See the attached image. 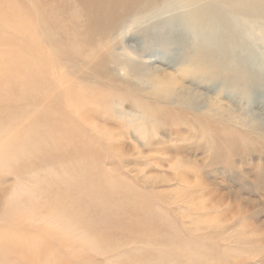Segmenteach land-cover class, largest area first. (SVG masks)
I'll list each match as a JSON object with an SVG mask.
<instances>
[{"label": "rangeland", "instance_id": "obj_1", "mask_svg": "<svg viewBox=\"0 0 264 264\" xmlns=\"http://www.w3.org/2000/svg\"><path fill=\"white\" fill-rule=\"evenodd\" d=\"M185 1L172 0L168 6L149 12L152 14L146 21L149 13L137 25L129 26L127 23L120 27L109 41L119 67L110 65L101 83L95 81L93 62L74 61L68 53H56L46 38L48 31L45 26L37 25V35H34L33 26L23 24L29 28L26 27L32 39L39 42L43 62L40 63L43 66L47 64L43 67L39 63V68L48 71L52 83L50 94L53 110L51 116H44L43 113L37 121H33L31 114L26 117V124L34 125L31 127L33 144H44L40 151L36 148L30 150L26 146L28 144L24 143L27 133L20 129L21 122L8 117L14 112L19 113L23 106L15 100L19 92L16 89L2 90L6 98L0 101V117L9 133L0 135V146L11 139L14 148L9 155L0 153V159L7 156L10 160L9 164L0 160V238L14 231L16 238L11 240L15 244L22 246L21 243L30 242L29 247L35 249V238H27L25 242L20 240L17 227H29L28 230L36 233V237L42 238L43 232H38L34 227L41 226L47 233H61L64 228L49 223L48 219L32 220L38 211L44 213L42 209L47 204L43 201H49L44 193L50 189L53 196L56 193L59 196L69 193V208L77 206L79 212L81 207L75 205L72 199L82 194V198L86 196L95 183L97 191L94 189L92 193L95 198L112 190L134 193L137 195L136 203L139 201L137 205L141 208L143 204L163 209L166 216L175 221L180 237L177 245L165 249L171 251L173 257L163 259L158 264H264V204L258 202L259 194L264 189L263 180L256 181L254 187L258 191L255 193L246 190L253 185L249 181L253 173L248 174L247 181L237 180V168L234 170L223 164L231 158L230 153H216L219 155L217 158L212 156L208 151L211 141L205 130L192 123L196 115H207L208 118L213 113L214 103L216 107L223 108V115L228 114V109L234 111V116L243 119L250 128L264 123V111L254 105L251 95L242 100L233 95V101H230L223 96L225 94L220 86L207 89L202 82L204 77L195 75L193 82L197 85L190 83L192 78L188 72H193L194 65L187 60L195 56L196 51L205 52L206 44L211 40L207 35H197L181 20ZM52 5L56 7L52 13L56 21L53 34L62 40H69L70 36H74L76 41L83 40L85 21L81 17L82 6L76 0H54ZM248 20L253 19L249 17ZM248 24L252 29L249 30L250 39L244 47L243 56L247 59L251 75L258 71L264 77V40L259 30L251 22ZM73 27L77 29L73 31L75 35L71 31ZM124 30L129 33L119 35ZM133 31L136 33L132 35ZM66 52H69V48ZM129 66H133L136 72L133 73ZM173 78L176 80L171 84L173 95L162 103V89L169 84L166 83L169 79L172 83ZM105 81L115 83L119 89L112 90L106 86L108 84H104ZM45 84L41 81L38 83L39 95L51 92ZM48 86H51L50 83ZM129 99L133 100V104L129 103ZM147 104L160 109L166 107L164 110L175 116L166 119L168 121L154 122L145 115L149 107ZM247 136L251 137L252 134ZM236 142L241 148L243 142L239 134H236ZM251 154L253 156L245 157V171L257 165L258 161L262 164L259 169L263 172L264 157H259L257 152ZM201 184L218 195L242 189L238 190L240 196L250 201L252 199L253 203L232 204L230 201L228 205L218 202L217 197L208 200L202 196ZM106 186L109 190L101 191ZM22 199L37 202V207L26 208V202ZM106 202L112 204L110 200ZM116 205L117 202H114L112 209ZM5 210L11 214L8 221L2 218ZM235 211L239 213L235 214ZM52 214L53 211H50L49 219ZM88 242L93 244L86 240L82 244L90 246ZM124 249L134 248L130 245L124 246ZM101 255L85 253L84 257L78 256L76 259L71 255L65 258L60 253L62 258L69 260V264H137V258L127 252L121 255L111 253L107 258L106 254ZM5 258L0 255V264H7Z\"/></svg>", "mask_w": 264, "mask_h": 264}, {"label": "bare ground", "instance_id": "obj_2", "mask_svg": "<svg viewBox=\"0 0 264 264\" xmlns=\"http://www.w3.org/2000/svg\"><path fill=\"white\" fill-rule=\"evenodd\" d=\"M53 1L0 0V101H4V98H6V95L2 92L3 89H16L19 92L15 100L16 102H21L23 106H21L19 113L14 112L8 117L12 121L21 122L22 127L20 129L22 132L24 131L23 133H27L24 143L28 144L26 146L30 147V150L32 148L33 151L35 148L40 151L44 144L38 142L33 144L31 138L33 128L31 127L34 125L26 124V117L31 114L33 121H37L43 113L45 114L44 116L50 115L53 110V101L50 94L52 93V83L49 79L48 71H45L46 68H39L41 61L39 42L32 39V34L28 27L32 25L33 34L37 35L36 26H45V30L48 31L46 38L49 40L53 50L56 49V53H59V51L68 53L69 58H73L74 61L93 62L92 70L96 75L95 81L101 83L110 65L113 68L119 67L112 53L113 47L109 46V41L117 33V30L127 23L130 24L129 26H132V24L137 25L140 20L145 18L146 13L166 7L172 0H76L82 6L81 17L85 21L83 26L85 37L81 41H76L74 36H70L69 40H62L53 34L52 29L56 26V21L52 16L56 8L52 5ZM185 2L187 3L181 11V20H184L197 35L198 33L207 35L211 40V42H208L209 44H206L209 49L205 47V52L202 53L196 51L193 54L195 56H192L194 58L191 57L187 60L194 65L193 72H188L192 78L190 83L196 84V82H193L195 75L204 77L205 79L202 82H204V86L207 89L211 88L210 90H212V87L220 86L223 94H225L223 96L230 101H233V95L239 97L240 100L251 95L254 105L259 110L262 109L264 111V77L258 71L255 75H251L247 66V59L243 56L244 47L246 48L247 41L250 39L249 32L251 31L249 30L252 29V26L248 23L251 22L253 27L255 26L259 30L260 37L264 40V0H186ZM151 14H148L145 21ZM249 17L253 19L250 22L248 20ZM24 23H27L28 27H26L28 29L23 26ZM256 28L254 29L256 30ZM76 30L75 27L71 28L72 35H75L73 31ZM136 31L131 34H135ZM127 32L129 33L128 30H124L119 32V35ZM67 48H69V52H66ZM41 63L43 62L41 61ZM40 66H43V64ZM129 69L133 73L136 72L133 66H129ZM40 72L41 74L39 75ZM40 81L46 83L48 91L51 92H47L44 95L41 94L42 96L39 95L37 87ZM175 82L174 78L172 83H170V79L166 82L170 85L168 84L162 89L163 93L160 99L162 103H166L163 101L173 95V85L171 84ZM47 83H50L51 86H48ZM104 84H108L106 86L112 90L119 89L113 82L105 81ZM234 90L237 92H234ZM129 103L133 104V100L129 99ZM215 104L212 105L213 113L208 115V118L207 115H196L193 117L192 123L205 130L204 132L211 141L208 151H210L212 156L217 158L218 154L230 153L231 158L229 161H224L223 164L225 167L234 170L237 168L235 172L237 180L247 181L249 178L248 174L253 173V178L249 180L253 185L248 186L246 190L255 193L258 191L254 187L257 184V180H263L262 183L264 185V167L263 172L260 171L261 168L259 169V166H262V164L257 163V161V165L254 164L246 172L245 164L247 161L245 157L253 156L252 152H257L259 157H264V123L250 128L243 119L234 116V111L228 109V114L223 115L221 111L223 108L220 106L216 107ZM133 106L135 107V105ZM136 106H140V104ZM148 106V112L145 115L154 122L168 121L166 119L175 116L173 113L165 111L166 107L160 109L153 106V104ZM178 115L182 117L180 114ZM47 118L50 119L49 117ZM189 122L191 121L189 120ZM0 125V135L8 134L9 129L4 127L1 117ZM236 134H239L243 142L241 148L237 145ZM249 134H252V136L248 137L247 135ZM253 134L255 137H253ZM0 148V153L9 155L13 151L14 143L11 139L7 140ZM0 160L5 164L10 162L7 156L2 157ZM237 160L239 161V167L236 163ZM94 184L92 187L90 186V192H87L86 196L82 198V194L72 199L76 202L75 205L78 204L81 207L79 212L77 211V206H75L76 208L74 206L69 208V193L65 196H59L56 193L53 196L51 189L48 193L45 192L44 194L48 196L49 201H43L47 204L42 209L44 213L40 214L38 211L33 215L32 220L48 219L49 223L64 227L62 232L50 231L47 233L41 226L34 227L38 232H43V234L40 233L43 235L42 238L41 236L36 237V233L28 230L29 227H17L20 240L25 242L27 238L34 237L36 243L33 242V244H37V247L35 249L34 247H32L33 249L30 248V242H26L28 245L21 243L23 244L22 246H19V243L15 244L14 240H11V238H16L14 231L2 236L0 238V243L2 244L0 245V255L6 257V263L69 264V260L67 261L65 258H69L71 255L77 259L78 256L84 257L85 253L89 255L106 254L107 258L111 253L121 255L127 252L132 257L137 258V264H158L163 259L173 257V253L165 251V249L166 247L177 245L180 233L176 228L175 221L166 216L165 210L152 208L151 206L147 207V205L144 206L143 204L141 208L137 205L140 202L136 203V194L122 191L118 193L119 190H117L118 192H113V190L105 192L108 189L107 186L101 191L104 190L105 193L102 195L108 200H105L100 195L104 199L102 201V198L99 199L100 196L95 198L92 195L95 192L93 191L94 189L97 191V186H94ZM201 185L203 186L202 196H206L208 200H213L217 197V201L224 202V204L231 202H233L232 204L253 203L252 199L250 201L240 196L238 190L242 191V189L229 190L225 194L218 195L214 192L211 193L210 188H205L204 184ZM106 193L109 196L105 195ZM115 194L118 195L115 196ZM259 198L260 201L258 202L264 204V189L262 194H259ZM109 200L112 204L117 202L115 209H112L111 203L106 202ZM22 201L25 200L22 199ZM22 201H20V204ZM25 202L24 206L26 208L37 207L38 204L37 202ZM50 211H53L52 219H49ZM170 213L172 214L171 211ZM237 213L239 211L235 214ZM242 213L244 214V212L240 214ZM10 215L8 210H5L2 218L8 221ZM77 232L78 234H76ZM83 240L93 242V244L88 242L90 246H84L82 244ZM130 245L134 249H124V246ZM157 251H161L159 253H162V255L159 256ZM60 253H63L65 258H62ZM107 253L109 254L107 255Z\"/></svg>", "mask_w": 264, "mask_h": 264}]
</instances>
